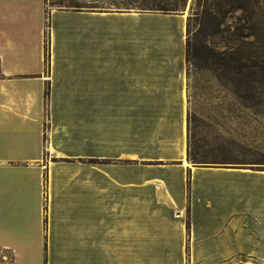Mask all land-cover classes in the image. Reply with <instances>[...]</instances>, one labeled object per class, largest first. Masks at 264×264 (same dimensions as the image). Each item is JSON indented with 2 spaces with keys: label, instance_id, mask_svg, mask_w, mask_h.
Returning <instances> with one entry per match:
<instances>
[{
  "label": "crops",
  "instance_id": "crops-1",
  "mask_svg": "<svg viewBox=\"0 0 264 264\" xmlns=\"http://www.w3.org/2000/svg\"><path fill=\"white\" fill-rule=\"evenodd\" d=\"M186 68L183 12L0 0V264H264V168L188 158Z\"/></svg>",
  "mask_w": 264,
  "mask_h": 264
},
{
  "label": "rangeland",
  "instance_id": "rangeland-1",
  "mask_svg": "<svg viewBox=\"0 0 264 264\" xmlns=\"http://www.w3.org/2000/svg\"><path fill=\"white\" fill-rule=\"evenodd\" d=\"M49 1L45 0L47 7H64ZM129 1L137 7L138 0H95V4L122 9ZM220 3L214 6L216 19L210 24L200 12L194 19L192 0L166 11H180L186 17L191 154L198 163L264 168V62L256 56L252 38L239 35L236 30V26L245 23V12L235 2ZM216 9L224 11L223 18ZM254 79L255 87L249 88L248 82ZM235 89L243 96L237 97Z\"/></svg>",
  "mask_w": 264,
  "mask_h": 264
},
{
  "label": "trees",
  "instance_id": "trees-1",
  "mask_svg": "<svg viewBox=\"0 0 264 264\" xmlns=\"http://www.w3.org/2000/svg\"><path fill=\"white\" fill-rule=\"evenodd\" d=\"M186 0H138V4L136 8L138 9H159L162 12H166L167 9H177L179 6L185 4ZM231 3L235 2L237 8L242 10L244 15H242L245 23H241L240 25L236 26V30L238 31L239 35L248 36L252 38L251 44L255 47L254 51L256 50V56H259L261 60L264 62V0H192L193 8H195L194 19H197L199 16V12L202 14L203 18L207 19L206 24H210L211 21L216 19V15L214 12V6H220V2ZM140 2V3H139ZM50 4L64 6L63 8H72V9H98V10H105L110 8H102L100 5L95 4V0H90L88 5H84L79 0H50ZM123 9L127 8H134L132 2H127L124 4ZM129 5V6H128ZM149 6V7H145ZM192 7V6H191ZM201 7V11H198ZM121 9V8H116ZM217 12L220 14L221 18H223L224 11L221 9H216ZM261 49H263L261 51ZM188 42H187V35H186V64L188 61ZM47 57V49L45 45V58ZM186 75H187V68H186ZM254 81L250 80L248 82V87H255ZM188 90V88H187ZM234 93L237 97L243 96V94ZM188 120V118H187ZM189 124V121H188ZM188 129L190 132V128L188 125ZM191 142V141H190ZM188 158L196 162L194 156L191 154V147L189 143L188 149Z\"/></svg>",
  "mask_w": 264,
  "mask_h": 264
}]
</instances>
